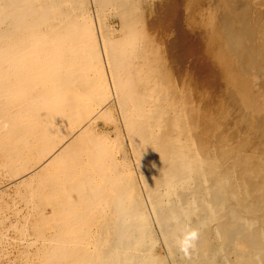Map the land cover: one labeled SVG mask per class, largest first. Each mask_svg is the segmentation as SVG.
Returning <instances> with one entry per match:
<instances>
[{"label": "bare ground", "instance_id": "1", "mask_svg": "<svg viewBox=\"0 0 264 264\" xmlns=\"http://www.w3.org/2000/svg\"><path fill=\"white\" fill-rule=\"evenodd\" d=\"M98 1L0 0V264H264V148L162 81L134 5Z\"/></svg>", "mask_w": 264, "mask_h": 264}, {"label": "rangeland", "instance_id": "2", "mask_svg": "<svg viewBox=\"0 0 264 264\" xmlns=\"http://www.w3.org/2000/svg\"><path fill=\"white\" fill-rule=\"evenodd\" d=\"M89 2L90 10L94 11L92 12L94 19L98 20L99 1L89 0ZM121 2L134 5V8L131 9L134 12L133 18L138 21L139 34L144 38L145 46L151 48L155 54L162 81L185 93V96L189 94L188 97L194 102L193 105L203 113V116L205 115L202 117L206 118L205 120L212 110H214L211 112L212 114L219 113L220 122L229 120L228 122L223 121L222 128L220 125L222 123L219 122V124L217 119L222 133L226 132L220 135L221 129L217 127L219 130L214 128L218 132L215 134L222 136L228 133L227 136L230 137L235 134L233 135L234 139L236 137L244 139L249 133L247 138L253 142V146L251 143L250 146L248 145L249 148L263 149L264 136L259 131L253 132V129L256 125H260L255 122L256 116L254 115H257L256 118H264L260 117V115H264V103H262L264 102V61H262L264 60V0H126ZM120 14V7L108 8L105 11L107 26L116 32H120L123 26L124 17ZM256 55L257 57H255ZM232 75L240 77L244 84L251 83L253 90L258 94L251 91L252 88L249 91L255 93V98L260 95L259 101L257 98L254 100L250 97V102H246L244 93L240 97L232 95L231 92L234 90ZM223 101L227 102L224 104ZM239 103L244 107H239ZM206 105L207 107H205ZM215 105H217V109L223 105L228 109L229 106V110H226L229 116L227 117L225 114L227 120L224 116L222 119L220 114H224L226 111L216 110L217 112H215ZM211 107L212 110H210ZM243 110H245L244 114ZM246 111L251 112L247 114ZM239 113L242 116L247 114L251 118L248 116L243 118ZM215 114H213L214 117H216ZM238 116L252 122L250 125L253 126L248 125L252 131H246L249 129L248 122ZM214 117L209 120H215ZM258 120L257 122H259ZM230 121L234 122L233 126ZM237 121L238 123H236ZM242 122L247 127L243 126ZM228 123L230 124L228 125ZM204 124L206 125H202V128L205 127L204 130L208 131L210 126L208 125V127L206 122ZM100 125H105V123L102 121ZM213 125L211 124V127L216 126ZM231 126L232 131L238 134L237 136L236 133H231ZM258 127L256 126L255 129ZM228 128H231L230 132ZM110 129L111 127H109ZM238 130L240 133L237 132ZM15 191L11 192L17 198L14 204L19 207L21 206V203L18 202L20 198L14 194ZM8 222L6 221L5 225H8ZM158 249L161 251L160 246Z\"/></svg>", "mask_w": 264, "mask_h": 264}]
</instances>
